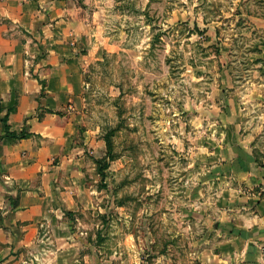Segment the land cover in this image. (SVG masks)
<instances>
[{
	"label": "rangeland",
	"instance_id": "rangeland-1",
	"mask_svg": "<svg viewBox=\"0 0 264 264\" xmlns=\"http://www.w3.org/2000/svg\"><path fill=\"white\" fill-rule=\"evenodd\" d=\"M72 1L84 176L0 264H264V184L238 187L229 161L264 159V0Z\"/></svg>",
	"mask_w": 264,
	"mask_h": 264
},
{
	"label": "crops",
	"instance_id": "crops-1",
	"mask_svg": "<svg viewBox=\"0 0 264 264\" xmlns=\"http://www.w3.org/2000/svg\"><path fill=\"white\" fill-rule=\"evenodd\" d=\"M76 12L72 0H0V118L14 108L8 118L11 131L32 134L17 141L0 138V260L13 248L29 247L44 221L69 199L62 188H67L70 173L79 179L84 176L68 145V136L74 134L73 114L65 111L82 86ZM245 143L246 149L253 146L250 140ZM230 154L229 161L239 169L231 172L238 187L253 190L264 184V159L261 166L256 157L242 163L238 155ZM58 156L62 162L57 166ZM232 187L235 196L240 190ZM252 196L260 214L250 226L261 232L264 199Z\"/></svg>",
	"mask_w": 264,
	"mask_h": 264
},
{
	"label": "trees",
	"instance_id": "trees-1",
	"mask_svg": "<svg viewBox=\"0 0 264 264\" xmlns=\"http://www.w3.org/2000/svg\"><path fill=\"white\" fill-rule=\"evenodd\" d=\"M3 111V109H0V113ZM14 111V108H11L9 110H7V114L0 118L2 126H3V130H4V135L0 136V138H10L13 140H22V139H27L29 138L28 133H26L24 130L20 133L17 132H12L11 128L8 124V118L10 113H12ZM114 135V131H111L109 134L106 135V137L104 138L105 142H106V147H107V153L104 159L97 161L98 165H99V173L101 176L104 177V171L108 168L109 164L108 161H112L113 160V142L111 140V137ZM242 159L244 160H250L249 162H252V158L248 157V156H243V154L241 155Z\"/></svg>",
	"mask_w": 264,
	"mask_h": 264
}]
</instances>
